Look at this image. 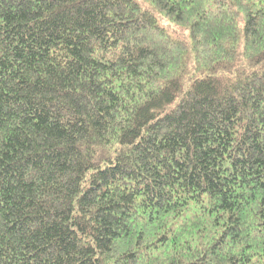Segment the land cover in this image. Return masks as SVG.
<instances>
[{
    "label": "trees",
    "instance_id": "obj_1",
    "mask_svg": "<svg viewBox=\"0 0 264 264\" xmlns=\"http://www.w3.org/2000/svg\"><path fill=\"white\" fill-rule=\"evenodd\" d=\"M0 264H264V0H0Z\"/></svg>",
    "mask_w": 264,
    "mask_h": 264
}]
</instances>
